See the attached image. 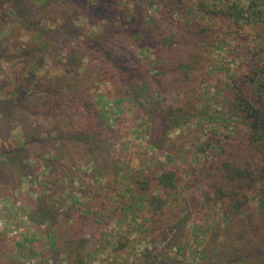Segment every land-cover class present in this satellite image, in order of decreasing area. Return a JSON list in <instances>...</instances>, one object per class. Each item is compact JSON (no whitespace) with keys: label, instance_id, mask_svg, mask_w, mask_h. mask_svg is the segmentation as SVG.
Wrapping results in <instances>:
<instances>
[{"label":"rangeland","instance_id":"obj_1","mask_svg":"<svg viewBox=\"0 0 264 264\" xmlns=\"http://www.w3.org/2000/svg\"><path fill=\"white\" fill-rule=\"evenodd\" d=\"M183 1L184 10L174 12V19L202 25L209 41L204 49L209 60L198 69V88L184 100H193L216 121L209 122L213 127L206 122L198 127L195 119L175 128L161 151L146 148L148 125L143 118L154 104L146 100L145 89L138 97L141 111L129 100H115L111 84L97 79L90 52L72 43L77 35L119 28L126 7H141L150 17H159L168 0H14L6 19L0 16V170H11L12 178L11 186L0 190V264H73L72 248L65 240L57 243L56 232L67 226L77 230L76 210H83L94 197L93 216L77 230L87 241L84 264H144L151 207L132 193L129 176L134 168L168 166L182 173L178 200L184 215H189L184 228L188 241H180L186 256L175 251L171 256L179 264L202 261L222 217L216 206L205 202L199 188L187 189L184 184L213 160L209 150L202 151L211 129L231 133L237 120L232 81L264 60V15L237 25L223 16L207 15L200 7L225 9L256 1L264 11V0ZM114 42L118 48L126 41L117 37ZM131 50L139 58L155 57L150 44L138 43ZM154 95L156 101L176 99L174 93ZM95 118L96 127L108 136L103 147L110 179L95 172L90 155L84 159L65 148L69 132L85 131ZM22 163L30 166L31 176L19 177L15 164ZM61 172L67 173L64 180ZM262 191L264 181L256 202L263 198ZM52 193L57 216L51 223L32 215L28 201Z\"/></svg>","mask_w":264,"mask_h":264},{"label":"trees","instance_id":"obj_2","mask_svg":"<svg viewBox=\"0 0 264 264\" xmlns=\"http://www.w3.org/2000/svg\"><path fill=\"white\" fill-rule=\"evenodd\" d=\"M13 2L0 0L3 12L0 16L3 19ZM184 6L183 0H168L159 17H150L141 7L136 6L134 10L126 7L121 12L124 22L121 21L119 28L92 35H77L72 43L76 49L90 52L97 79L111 84L115 100H129L136 103L141 111L144 106L138 97L145 89L148 95L146 100L154 104L143 118L144 125H148V129H145L147 150L161 151L167 146L171 131L195 119L198 120V127L216 121L212 114L199 110L193 100H184L189 92L198 88L195 85L200 76L198 69L209 60L204 54L205 47H209L205 46L209 42L205 28L198 23H177L174 19L173 13H182ZM203 6L200 9L205 14L223 16L237 25L244 20L260 19L264 15L256 1H251L248 6L234 3L225 9ZM152 22L156 25L152 26ZM64 35L67 36L64 40L68 42V33ZM117 37L126 41L119 44V49L115 48ZM169 38L171 40L166 41ZM128 42L131 44L128 45ZM138 43L150 44L154 59L139 58L137 52L131 50V46ZM163 92L174 93L176 99L164 102L160 98L156 101L154 94ZM231 92L234 115L237 117L232 122L231 133L219 134L217 130L211 129L213 133L204 141L202 151L209 150L213 160L201 168L199 175H192L184 184L187 189L199 188L205 196V202L216 206L222 217L221 225L208 241L209 250L197 264H264V191L261 201L256 202L264 181V60L249 72L234 78ZM97 123L98 119L95 118L92 126L85 131L69 132L71 139L65 148L71 147L74 153L84 159L90 155L91 158H86H93L90 165L94 166L95 172L110 179L105 172L110 169V165L104 166L103 147L108 136L99 126L96 127ZM83 136L85 138L80 145ZM93 154L97 155L94 157ZM15 166L16 172L19 170V177L30 175V166L23 163ZM66 175L61 172V180ZM10 180L11 170L1 169L0 190L10 187ZM115 180L116 177H113L111 181ZM129 180L132 193L146 199L151 207L152 222L145 232L148 240L142 251L143 263L179 264L178 259L171 254L175 251L176 255L183 253L186 256V252L180 248V241L184 238L188 241L184 228L189 216L184 215L182 203L178 200L182 185L180 169L170 166L146 170L134 168ZM54 197L55 193H52L41 194L37 200L30 199L28 202L32 215L38 214L42 221L52 223L57 216L52 204ZM94 199L86 201L83 210H76L75 227L78 231L93 216ZM77 230L73 226L61 227L60 232H56V239L57 243L65 240L72 248L75 256L73 264H84L87 241L80 238Z\"/></svg>","mask_w":264,"mask_h":264}]
</instances>
